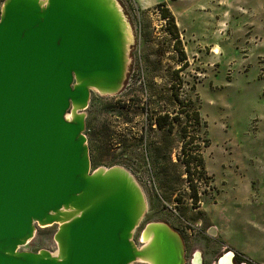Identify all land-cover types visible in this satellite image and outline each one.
I'll use <instances>...</instances> for the list:
<instances>
[{
    "label": "rangeland",
    "instance_id": "374dc122",
    "mask_svg": "<svg viewBox=\"0 0 264 264\" xmlns=\"http://www.w3.org/2000/svg\"><path fill=\"white\" fill-rule=\"evenodd\" d=\"M116 1L131 42L122 89L113 95L92 90L85 110L91 170L122 167L142 189L135 247L143 245L145 226L160 222L181 242L179 234L187 235V259L201 250L204 264H215L233 252L264 264V0H157L143 10L138 0ZM162 2L171 7L178 41L161 15ZM164 112L178 119L168 134L150 124V113ZM183 143L204 162L202 173L191 166L194 189L180 164ZM154 146L178 161L162 162L166 187L151 164ZM57 228L36 223L20 249L56 253Z\"/></svg>",
    "mask_w": 264,
    "mask_h": 264
},
{
    "label": "water",
    "instance_id": "95a60500",
    "mask_svg": "<svg viewBox=\"0 0 264 264\" xmlns=\"http://www.w3.org/2000/svg\"><path fill=\"white\" fill-rule=\"evenodd\" d=\"M123 21L116 0H3L0 264H183L181 239L164 223L145 226L148 247L132 242L145 210L134 177L119 166L91 170L85 110L92 90L123 87ZM36 223L58 226V256L20 249Z\"/></svg>",
    "mask_w": 264,
    "mask_h": 264
},
{
    "label": "trees",
    "instance_id": "16d2710c",
    "mask_svg": "<svg viewBox=\"0 0 264 264\" xmlns=\"http://www.w3.org/2000/svg\"><path fill=\"white\" fill-rule=\"evenodd\" d=\"M2 1L3 0H0V6H1V2ZM158 5L162 7V12H161L162 13L161 14L162 17L166 18L167 21H168V26L167 27L171 28V34L178 41V35H177V31H176V24H175L173 15L170 13L168 7L166 6V4L164 2H162V3L158 4ZM181 58L184 59L182 51H181ZM144 85L146 86L147 83L144 82ZM176 99H177V101H179L178 97H176ZM180 102L181 101H179L178 103H180ZM183 106L185 107V104H183ZM121 108L127 109L128 106L127 105H122ZM149 118H150L151 126H155L159 130H166V132H165L166 134H168L169 131L172 129L173 122L178 120L174 116H169V113H167V112H164L162 114H153V115L150 113V117ZM193 119L195 121V124L200 126L201 122H200V119L198 117V111L197 110L195 111V113L193 115ZM195 139H196L195 135H192L191 137H189L188 141L191 143ZM186 144L187 143H183V145L181 147V150L183 149L182 157H184V160L181 159L182 162L180 164H182L183 169H184V171L186 173L185 174L186 175V181L189 182V188L194 189L195 185L191 183V181H192V176L191 175L193 174V171H191V169H192L191 166L195 165L199 169V171L202 173V170H204V166H203L204 162H203V159L201 157V154L195 153V152H191V150H193V149L191 148V150H189V148L186 147ZM152 150H153V159L151 161V164H153L154 170L156 171V173H157V175L159 177V180H162L161 176L162 177L165 176V179H163V183H165V187H166L167 186L166 179H170V178H168V174L164 173L165 172L164 170L166 169V166H164V164L162 162H167L170 165H172V164L176 165L177 164L176 162H178V161H175V162L171 161L170 160V151H169V153H167L165 150H162L160 148V146L159 147L158 146H154ZM167 155H169V156L167 157ZM165 157H166V159H165ZM178 174H179L178 176L183 175L182 173H178ZM193 196H192V199L193 200L196 199L195 195H193Z\"/></svg>",
    "mask_w": 264,
    "mask_h": 264
},
{
    "label": "flooded vegetation",
    "instance_id": "af4514ba",
    "mask_svg": "<svg viewBox=\"0 0 264 264\" xmlns=\"http://www.w3.org/2000/svg\"><path fill=\"white\" fill-rule=\"evenodd\" d=\"M199 225H202V221H199ZM181 236L182 239V243H183V256L184 257V264H204V258H203V252L201 250H198V252H196V250H192L191 254L189 255V259H187L188 256V251L190 250V243L189 241L187 242V235H185L184 233L179 234ZM144 243V242H142ZM196 252V253H195ZM230 254V256H229ZM228 257L230 258L231 262L233 264H250L246 261V259H241L240 257H238L235 253H223L220 257H218L215 260V264H220L221 260L224 261L225 259H228ZM219 261V262H218ZM187 262V263H186Z\"/></svg>",
    "mask_w": 264,
    "mask_h": 264
},
{
    "label": "bare ground",
    "instance_id": "6f19581e",
    "mask_svg": "<svg viewBox=\"0 0 264 264\" xmlns=\"http://www.w3.org/2000/svg\"><path fill=\"white\" fill-rule=\"evenodd\" d=\"M123 22H124L123 23V34H124V40L126 41L125 45L129 46V43L131 42V33L132 32L130 31L131 29L129 30V24L126 21H123ZM70 116H72V114L68 115L67 117H70ZM70 211L73 212L72 210H70ZM59 225H61V223H59ZM141 239H142V242H144L143 243L144 244L143 247H148L149 243H150V241L152 239V235H151V233L150 234H145V232H143L142 235H141ZM58 252H59V248L57 249V252L56 253H52V255L58 256V254H59ZM229 256H230V254H229ZM222 260H221L220 264H233L229 257H228V259H225L224 261H222ZM135 261H142V262H147L148 264H153L152 258L150 256L137 257ZM130 264H133V262H131Z\"/></svg>",
    "mask_w": 264,
    "mask_h": 264
},
{
    "label": "crops",
    "instance_id": "0c3cea01",
    "mask_svg": "<svg viewBox=\"0 0 264 264\" xmlns=\"http://www.w3.org/2000/svg\"><path fill=\"white\" fill-rule=\"evenodd\" d=\"M139 2L137 3V6L140 8V9H148L149 7H151L153 4H157L158 1L157 0H138ZM166 4V3H165ZM166 6L171 9L170 5H167Z\"/></svg>",
    "mask_w": 264,
    "mask_h": 264
}]
</instances>
